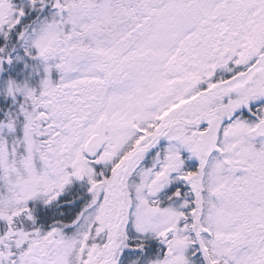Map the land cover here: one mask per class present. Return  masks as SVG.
<instances>
[{"label": "snow or ice", "instance_id": "obj_1", "mask_svg": "<svg viewBox=\"0 0 264 264\" xmlns=\"http://www.w3.org/2000/svg\"><path fill=\"white\" fill-rule=\"evenodd\" d=\"M0 264H264V0H0Z\"/></svg>", "mask_w": 264, "mask_h": 264}]
</instances>
